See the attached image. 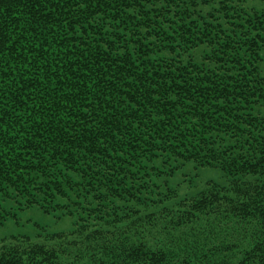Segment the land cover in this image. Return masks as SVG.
Instances as JSON below:
<instances>
[{"label": "trees", "instance_id": "16d2710c", "mask_svg": "<svg viewBox=\"0 0 264 264\" xmlns=\"http://www.w3.org/2000/svg\"><path fill=\"white\" fill-rule=\"evenodd\" d=\"M209 2L0 0V201L77 217L0 264H264V13ZM176 162L229 184L172 202Z\"/></svg>", "mask_w": 264, "mask_h": 264}, {"label": "rangeland", "instance_id": "374dc122", "mask_svg": "<svg viewBox=\"0 0 264 264\" xmlns=\"http://www.w3.org/2000/svg\"><path fill=\"white\" fill-rule=\"evenodd\" d=\"M220 0H210L207 5L200 6V10L208 12L217 7ZM229 4L243 8L245 11L264 13V0H229ZM204 47H199L190 52L195 61H199ZM264 75V65L261 66ZM255 115L264 118V104L253 109ZM159 165L160 160L155 161ZM162 176L153 178L160 194H175L172 202H179L196 196L208 184L218 186L229 184V178L219 169L214 167H197L192 162L170 163L162 168ZM57 204L65 205L64 199H57ZM172 207L171 203H165ZM77 217L70 216L62 209L44 213L40 207L31 206L20 208L17 203L0 201V242L7 241L10 237H28L32 242L42 241V238L52 234H68L75 229Z\"/></svg>", "mask_w": 264, "mask_h": 264}]
</instances>
